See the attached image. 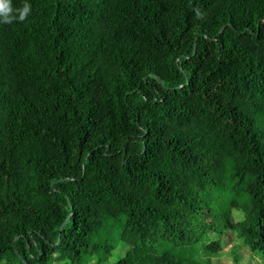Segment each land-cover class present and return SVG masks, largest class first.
I'll return each instance as SVG.
<instances>
[{
	"label": "trees",
	"instance_id": "obj_1",
	"mask_svg": "<svg viewBox=\"0 0 264 264\" xmlns=\"http://www.w3.org/2000/svg\"><path fill=\"white\" fill-rule=\"evenodd\" d=\"M10 3L0 264L264 262V0Z\"/></svg>",
	"mask_w": 264,
	"mask_h": 264
},
{
	"label": "rangeland",
	"instance_id": "obj_2",
	"mask_svg": "<svg viewBox=\"0 0 264 264\" xmlns=\"http://www.w3.org/2000/svg\"><path fill=\"white\" fill-rule=\"evenodd\" d=\"M222 234H219L220 241L223 245V252L221 254H218V258H214V260L222 261V264L228 263L230 261V252L236 251L237 254L240 255L241 260L245 258H251L250 261H248L249 264H264L263 261L259 260L256 256L249 253V251L243 247L241 244H239L238 240L234 238V236L230 232H226L225 230H222ZM190 260L192 263L195 262V258L193 255H190ZM243 264H247L246 262Z\"/></svg>",
	"mask_w": 264,
	"mask_h": 264
},
{
	"label": "clouds",
	"instance_id": "obj_3",
	"mask_svg": "<svg viewBox=\"0 0 264 264\" xmlns=\"http://www.w3.org/2000/svg\"><path fill=\"white\" fill-rule=\"evenodd\" d=\"M30 6L25 4L22 10H19V19L23 20L28 11H29ZM13 9L11 7L10 0H0V17L3 18V22L5 23H11L14 17L12 15Z\"/></svg>",
	"mask_w": 264,
	"mask_h": 264
}]
</instances>
